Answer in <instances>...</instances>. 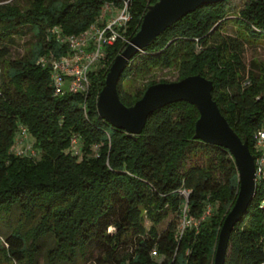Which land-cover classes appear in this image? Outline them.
Here are the masks:
<instances>
[{
	"label": "trees",
	"instance_id": "16d2710c",
	"mask_svg": "<svg viewBox=\"0 0 264 264\" xmlns=\"http://www.w3.org/2000/svg\"><path fill=\"white\" fill-rule=\"evenodd\" d=\"M19 1L0 4V228H9L1 236L4 263L37 264L42 242L50 240L46 264H76L94 251L97 264H213L239 182L226 149L193 139L196 108L177 102L154 111L135 140L96 111L114 58L156 0ZM125 3L130 19L104 45L87 94L54 96L49 67L38 61L66 54L57 35L78 36L99 24L106 4L122 9ZM230 11V0H223L167 28L127 63L117 93L131 106L145 90L131 95L126 82L156 69H177V81L199 74L212 82L213 100L253 154L264 114V64L252 61L246 72L242 56L245 44L264 35V0H246L233 19ZM228 22L241 29L235 36L225 34ZM29 34L27 52L11 57L16 37ZM21 126L38 159L12 152ZM73 137L80 158L71 153ZM263 199L258 186L230 233L224 264L264 263ZM206 204L215 209L203 218ZM15 210L18 219L11 226L6 220ZM183 217L196 224L180 234Z\"/></svg>",
	"mask_w": 264,
	"mask_h": 264
},
{
	"label": "water",
	"instance_id": "95a60500",
	"mask_svg": "<svg viewBox=\"0 0 264 264\" xmlns=\"http://www.w3.org/2000/svg\"><path fill=\"white\" fill-rule=\"evenodd\" d=\"M221 1L223 0H156L148 5L139 30L114 58L96 101L99 118L113 128L124 131L134 140L141 134L151 113L169 104L186 102L198 112L193 139L222 147L229 152L236 167L239 190L220 228L213 264H224L230 233L247 211L257 189L254 158L249 151L248 142L242 141L229 126L212 98V82L199 74L175 82L152 84L131 106L120 101L117 83L127 63L167 28L199 7Z\"/></svg>",
	"mask_w": 264,
	"mask_h": 264
},
{
	"label": "built area",
	"instance_id": "2783aa9c",
	"mask_svg": "<svg viewBox=\"0 0 264 264\" xmlns=\"http://www.w3.org/2000/svg\"><path fill=\"white\" fill-rule=\"evenodd\" d=\"M112 8L115 7L110 4L103 7L99 22L105 19L106 12H110ZM118 10V14L107 20V22L102 25L94 24L78 36H61L58 34V43L67 46L66 54L60 57L50 55L39 59L38 63L42 67H49L54 96L87 94L89 73L96 70L103 60L104 45H111L118 36L117 29L125 27L130 19L127 3L124 4L122 9ZM18 132L22 139H25L28 135L26 128L22 126L18 128ZM77 144V138L73 137L71 148L77 146ZM253 152L256 188L259 186L264 192V114L259 129L253 135ZM263 207L264 199L260 205V208ZM186 226L183 225L180 234Z\"/></svg>",
	"mask_w": 264,
	"mask_h": 264
},
{
	"label": "rangeland",
	"instance_id": "374dc122",
	"mask_svg": "<svg viewBox=\"0 0 264 264\" xmlns=\"http://www.w3.org/2000/svg\"><path fill=\"white\" fill-rule=\"evenodd\" d=\"M15 0H0V4L8 3V2H13ZM22 3V1H19ZM246 0H230V8H231V19L237 17L238 12L244 5ZM118 9L112 8L110 12H106L105 19L103 21H100L99 24H103L104 22H107V20H110L112 17L116 16L118 14ZM241 30L240 28L237 27V25L233 22H228L227 28L225 30V34L229 36H235V34ZM249 37L251 38L250 34ZM33 43V39L31 35H26L25 37H16L15 42L13 46L10 48V55L11 57H21L23 56L26 52L28 47ZM243 63L245 65V70L246 72L250 68V64L252 61H255L257 63H263L264 64V35L261 34L257 36L255 40H253V44H245L244 49H243V56H242ZM100 68V64L97 66L96 69ZM178 78V71L175 68H170V69H156L153 70L149 75L146 77L134 79L132 81L126 82L123 85L124 90L131 94L135 95L138 92H141L145 90L147 85L149 83H160V82H175L177 81ZM71 153L75 156H78L80 158L81 153H80V144H77V146L72 147ZM93 151L95 150L94 148L92 149ZM12 152L17 155L21 156H28L32 157L34 159L39 158V154L34 150L33 148V139L30 137L28 134L25 139H22V137L19 135V132L17 131L16 133V138H15V143L12 148ZM184 194V193H183ZM215 209L211 207V205L206 204L204 208V214L203 218H206L209 216L211 212H213ZM18 219V212L15 210L9 219L6 221L9 223V225L14 226L17 222ZM170 219L164 221L160 226L159 230L162 231L166 228L168 222ZM194 223L193 221H185L184 217L181 218L180 223H179V230L183 227V225L187 226H193ZM146 227H148V223H145ZM9 232V228H0V250L3 245V240L1 238L7 235ZM107 232H113V228H108ZM51 242L50 240H45L42 242L41 245V252L39 256L37 257V264H46V251L48 248H50ZM98 255L97 251L92 252L91 254H88L85 259H78L76 264H97L95 259ZM157 261H160V259L155 258ZM0 264H5L2 255L0 254Z\"/></svg>",
	"mask_w": 264,
	"mask_h": 264
}]
</instances>
